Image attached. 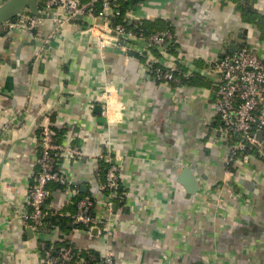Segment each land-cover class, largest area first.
<instances>
[{
    "label": "crops",
    "instance_id": "0c3cea01",
    "mask_svg": "<svg viewBox=\"0 0 264 264\" xmlns=\"http://www.w3.org/2000/svg\"><path fill=\"white\" fill-rule=\"evenodd\" d=\"M42 4L36 28L10 26L15 16L0 22V264H44L43 236L22 213L46 122L58 142L82 150L62 156L79 193L49 184L50 209L68 221L60 228L78 252H98V264L107 254L117 264H264V133L227 163L239 137L226 135L216 111L214 67L243 47L264 56V0H132L119 17L136 34L126 48L88 30L105 21L101 0L75 21ZM22 12L33 14L28 5ZM165 29L174 33L167 46L139 38ZM156 64L175 67L181 80L158 82ZM109 154L123 190L111 212ZM81 197L97 200L111 233L71 221ZM44 236L55 243L59 234Z\"/></svg>",
    "mask_w": 264,
    "mask_h": 264
},
{
    "label": "built area",
    "instance_id": "2783aa9c",
    "mask_svg": "<svg viewBox=\"0 0 264 264\" xmlns=\"http://www.w3.org/2000/svg\"><path fill=\"white\" fill-rule=\"evenodd\" d=\"M98 0L82 2L81 0H43L42 12L50 13L62 10L65 19L75 17L78 14L92 13ZM102 8L99 15L104 18V23L96 22L89 26L88 30L95 34L102 44L116 42L120 47L126 48L132 36L136 35L129 30L122 21L114 23L121 15L119 0H101ZM42 17L35 14L19 13L8 24L12 27L23 26L36 28L42 22ZM62 19H60L61 21ZM151 46H167L174 39V33L170 29L159 30L147 36H139ZM214 67L221 74L218 83L216 111L219 114L223 127L228 137H239L238 144L232 147L227 163L231 164L238 156L240 147L247 143L258 144L257 129H264V56L251 47H243L235 52H227L220 56ZM154 75L158 82L170 84L179 82L180 75L176 68L167 64L154 65ZM113 89L107 87L102 94V101L106 106V112L110 108ZM41 153L37 159V169L32 176L29 188L28 209L22 213V219L30 225L42 237V250L44 264H67L74 252V246L63 248L58 258L54 257L53 241L48 242L44 236L48 229L59 237L67 239V235L61 231L58 224L50 227L46 218L50 214V199L52 189L50 182H58L69 187L74 195L79 193V184L66 172L63 167L62 156L69 155L76 158L82 155V150L77 145L60 143L55 138V130L46 122L42 124L40 131ZM110 165L106 171L104 188L109 190L110 199L105 203L106 210L111 212L114 197L121 187L120 165L114 162V157L109 154ZM97 200L95 198L81 197L77 200L76 211L72 214L73 221L90 232L95 227L102 228L111 233V221L104 214H97L93 208ZM100 264H117L112 254L104 256Z\"/></svg>",
    "mask_w": 264,
    "mask_h": 264
},
{
    "label": "trees",
    "instance_id": "16d2710c",
    "mask_svg": "<svg viewBox=\"0 0 264 264\" xmlns=\"http://www.w3.org/2000/svg\"><path fill=\"white\" fill-rule=\"evenodd\" d=\"M131 1L132 0H119V4H120L121 8L123 7L122 9L124 10L125 6L128 5ZM82 2H84V1H82ZM118 21H119V17L114 20V23H116ZM123 23L126 25L127 24L129 25L128 20H125ZM252 150H253V148H252ZM106 190L109 192L108 189H106ZM122 191L123 190H120V188H119L118 193L116 194L115 198L118 199L119 198L118 194L122 193ZM76 203H77V201L75 202V204ZM49 212H50V214L46 218V221H47L49 226L58 224V225H60V227L62 229H68L69 228L68 227L69 223L64 217L59 216L57 214H54L51 211V209H49ZM71 217H72V214H71ZM71 219H72L71 221L74 222L73 218H71ZM76 224L78 226L82 227L80 224H78V223H76ZM70 245H72V244L68 239L62 240L60 237H58V239L55 241V243L52 246V251H53L54 257H56V259H57L59 254L63 250V248L68 247ZM81 252L82 251L78 252V250L76 248H74V252L72 253V256L69 259V261L67 262V264H98V261H100V259L102 258V256L96 251H94V252H92V251L88 252L87 251L84 253H81Z\"/></svg>",
    "mask_w": 264,
    "mask_h": 264
},
{
    "label": "water",
    "instance_id": "95a60500",
    "mask_svg": "<svg viewBox=\"0 0 264 264\" xmlns=\"http://www.w3.org/2000/svg\"><path fill=\"white\" fill-rule=\"evenodd\" d=\"M41 4H42V0H7L6 2H4L3 4L0 5V22L7 20V19H10V18H13L26 5L29 6V8L33 14H35L37 16L42 15L43 17H45L46 14H43L39 11V6ZM81 17H82V15L78 14L77 16L72 17L71 20L75 21L77 18H81ZM237 49H239V48H237ZM237 49H235V50H237ZM232 50L234 51V48ZM98 108L102 109L101 105H98ZM259 133H264V130H262V129L259 130ZM182 176H185L187 178V180L192 178V176H190V174H189L188 168L185 169ZM183 182H185L187 185L192 183V182L188 183V181L187 182L183 181ZM96 229L97 228H95V230Z\"/></svg>",
    "mask_w": 264,
    "mask_h": 264
}]
</instances>
